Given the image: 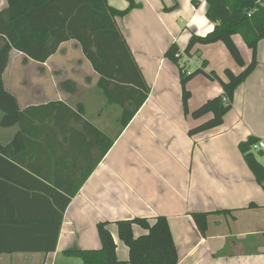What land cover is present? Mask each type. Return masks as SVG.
I'll return each mask as SVG.
<instances>
[{"label": "crops", "instance_id": "obj_1", "mask_svg": "<svg viewBox=\"0 0 264 264\" xmlns=\"http://www.w3.org/2000/svg\"><path fill=\"white\" fill-rule=\"evenodd\" d=\"M135 1L142 7L117 23L151 92L125 129L122 109L111 108L100 94L99 76L78 43H64L46 63L11 52L5 88L21 111L36 109L30 119L42 125L40 130L32 126L34 135L26 147L14 148L16 155L28 166L35 164L38 174L58 178L65 194L89 176L65 212L55 252L0 254V264H80L63 252L99 249L100 222L111 223L118 258L127 264L129 252L115 223L159 216L169 221L179 264H264V188L239 148L251 137L264 138V40L257 67L238 87L223 125L191 137L189 131L210 117L195 121L185 115L179 69L165 53L174 43L183 52L193 35L212 32L207 3L178 0L179 8L169 13L165 8H172L174 0ZM108 2L119 10L128 6L126 0ZM7 8V0H0V12ZM184 21L187 32L179 26ZM233 39L248 65L252 51L241 36ZM192 54L185 58L190 68L205 62L206 71L219 75L227 68L242 71L222 43L197 45ZM79 88L85 95L77 93ZM188 89L191 111L223 93L219 82L202 75ZM19 131L17 126L1 129L0 147L9 146ZM193 213L210 214L206 235ZM134 233L143 232L135 227ZM26 241L21 245L51 246L48 239Z\"/></svg>", "mask_w": 264, "mask_h": 264}, {"label": "trees", "instance_id": "obj_2", "mask_svg": "<svg viewBox=\"0 0 264 264\" xmlns=\"http://www.w3.org/2000/svg\"><path fill=\"white\" fill-rule=\"evenodd\" d=\"M174 1V6L165 8V11L179 8L178 1ZM205 1L208 6L206 17L214 25L212 32L206 36L193 35L183 52L174 43L165 53V58L179 69L185 115L195 121L210 117L189 131L191 137L223 125L225 116L233 109L238 87L257 67L258 46L264 40V0ZM7 2L8 8L0 12V111L3 114L0 130L17 126L20 131L9 146L0 147V254L52 253L57 248L65 212L89 174L73 188V193L65 194L58 178H46L38 174L35 164L28 166L16 155L14 148L20 150L26 147V141L34 135L32 126L40 130L42 125L37 126L30 119V112L36 109L21 111L17 99L5 88L3 76L11 52L16 50L33 61L46 63L64 43H78L99 76L98 88L103 97L109 104L122 109L126 118L122 129H125L147 101L151 89L144 80L117 19L125 18L142 6L135 0H126L128 6L124 10L110 6L108 0ZM193 4L199 7L196 1ZM235 36H241L252 51V60L248 65L234 42ZM217 43L226 46L242 71L236 74L227 68L223 75H219L214 71H206L205 62L201 68L191 71L185 58L194 57L193 49L197 45ZM200 75L219 82L223 93L191 111L189 103L192 93L188 85ZM78 121H81V116ZM258 140L251 137L241 143L239 148L257 182L264 188V166L251 151ZM113 143L112 139L110 147ZM108 150H104L102 158ZM191 215L200 233L206 235L210 214ZM115 225L119 239L129 252L127 264H179L178 250L166 217L159 216L152 221L133 218L117 221ZM110 226V222L97 225L101 243L99 249L82 250L74 247L65 250L63 255L81 259L84 264H123L118 258L117 243ZM135 227H139L143 233L136 236ZM27 238L48 239L51 246H22V243H27Z\"/></svg>", "mask_w": 264, "mask_h": 264}, {"label": "rangeland", "instance_id": "obj_3", "mask_svg": "<svg viewBox=\"0 0 264 264\" xmlns=\"http://www.w3.org/2000/svg\"><path fill=\"white\" fill-rule=\"evenodd\" d=\"M178 1V0H177ZM178 3H179V1H178ZM170 9V8H169ZM174 10H171V11H168L169 13L170 12H173ZM179 26H180V28H181V30L182 31H185V32H187V22H182V23H179ZM184 42V36H182V38H181V40H180V44L181 43H183ZM188 43V42H187ZM179 44V45H180ZM187 46V45H186ZM185 46V47H186ZM69 48L68 49H70L71 51H73V44H70L69 46H68ZM226 50V49H225ZM19 60V59H18ZM18 60L16 59V63H15V61H13V66L14 67H16V69L18 68ZM186 61V60H185ZM190 68V67H189ZM191 71H195L196 70V68H195V66H191ZM210 72V71H209ZM202 77H204V76H202ZM204 78H206V77H204ZM210 82H217V81H211L210 80ZM218 83V82H217ZM80 89V88H79ZM99 92H100V94H102V92L99 90ZM77 93L79 94H84L85 95V90H83V89H80L79 91H77ZM111 105V104H110ZM117 106L116 105H113V106H111V108H116ZM2 116H3V114H2V112L0 111V121H1V119H2ZM204 121L202 120V123H203ZM198 126V125H197ZM113 138H115V137H113ZM255 155H256V157H257V159H258V161L264 166V159L258 154V153H256V152H253ZM77 260V259H76ZM78 262H80V264H82V260L81 259H78Z\"/></svg>", "mask_w": 264, "mask_h": 264}, {"label": "built area", "instance_id": "obj_4", "mask_svg": "<svg viewBox=\"0 0 264 264\" xmlns=\"http://www.w3.org/2000/svg\"><path fill=\"white\" fill-rule=\"evenodd\" d=\"M252 153H258L264 159V138L259 139L251 148Z\"/></svg>", "mask_w": 264, "mask_h": 264}]
</instances>
